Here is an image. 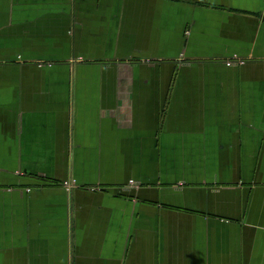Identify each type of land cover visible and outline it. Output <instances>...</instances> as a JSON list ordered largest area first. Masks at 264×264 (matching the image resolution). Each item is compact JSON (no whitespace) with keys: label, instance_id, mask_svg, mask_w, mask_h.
<instances>
[{"label":"crops","instance_id":"0c3cea01","mask_svg":"<svg viewBox=\"0 0 264 264\" xmlns=\"http://www.w3.org/2000/svg\"><path fill=\"white\" fill-rule=\"evenodd\" d=\"M0 264H264V0H0Z\"/></svg>","mask_w":264,"mask_h":264},{"label":"built area","instance_id":"2783aa9c","mask_svg":"<svg viewBox=\"0 0 264 264\" xmlns=\"http://www.w3.org/2000/svg\"><path fill=\"white\" fill-rule=\"evenodd\" d=\"M130 184L132 185V184H134V182L132 181Z\"/></svg>","mask_w":264,"mask_h":264}]
</instances>
